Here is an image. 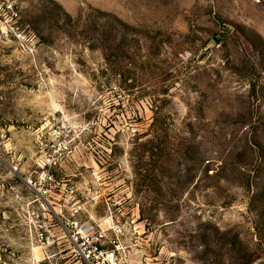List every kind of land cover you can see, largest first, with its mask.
<instances>
[{
	"label": "rangeland",
	"instance_id": "1",
	"mask_svg": "<svg viewBox=\"0 0 264 264\" xmlns=\"http://www.w3.org/2000/svg\"><path fill=\"white\" fill-rule=\"evenodd\" d=\"M9 1L0 264H82L30 180L119 264H264V0Z\"/></svg>",
	"mask_w": 264,
	"mask_h": 264
},
{
	"label": "built area",
	"instance_id": "2",
	"mask_svg": "<svg viewBox=\"0 0 264 264\" xmlns=\"http://www.w3.org/2000/svg\"><path fill=\"white\" fill-rule=\"evenodd\" d=\"M18 17L13 5L9 0L0 2V25H9L10 20L13 21ZM10 19V20H9ZM13 32L14 27H10ZM19 34V33H14ZM21 36V34H19ZM44 172L49 175V179L45 180L53 181L50 176V171L55 168V149L53 152L43 159ZM34 190L39 194L38 207L33 210L30 214L32 220L35 222V239L45 245L48 243L50 236L53 235L52 231L49 230L52 227V223L49 222H60L63 230L66 231L71 244L74 247L75 252L79 256L82 264H119L117 251L118 247H115L116 243L114 240L108 239V230L103 228L101 225H97L91 221H83L79 219L76 214L79 213L81 208L75 211L70 217L60 216L55 214L54 208L51 203L52 195L51 190L46 186H52L51 184H41L33 186ZM71 194H74V190H71ZM54 219V220H53ZM115 232V230H113ZM113 232V233H114ZM116 236V235H115Z\"/></svg>",
	"mask_w": 264,
	"mask_h": 264
}]
</instances>
